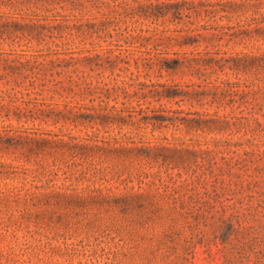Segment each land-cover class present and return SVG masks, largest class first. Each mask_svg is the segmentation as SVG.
Here are the masks:
<instances>
[{
  "label": "rangeland",
  "instance_id": "374dc122",
  "mask_svg": "<svg viewBox=\"0 0 264 264\" xmlns=\"http://www.w3.org/2000/svg\"><path fill=\"white\" fill-rule=\"evenodd\" d=\"M0 264H264V0H0Z\"/></svg>",
  "mask_w": 264,
  "mask_h": 264
}]
</instances>
